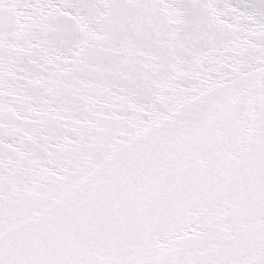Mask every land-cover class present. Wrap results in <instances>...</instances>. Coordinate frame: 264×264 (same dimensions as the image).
I'll return each instance as SVG.
<instances>
[{"label": "snow or ice", "instance_id": "6c2138e0", "mask_svg": "<svg viewBox=\"0 0 264 264\" xmlns=\"http://www.w3.org/2000/svg\"><path fill=\"white\" fill-rule=\"evenodd\" d=\"M0 264H264V0H0Z\"/></svg>", "mask_w": 264, "mask_h": 264}]
</instances>
